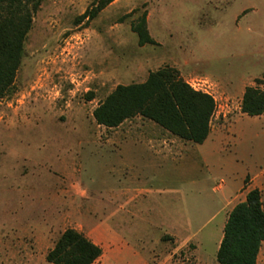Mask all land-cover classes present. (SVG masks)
I'll list each match as a JSON object with an SVG mask.
<instances>
[{
  "label": "rangeland",
  "instance_id": "rangeland-1",
  "mask_svg": "<svg viewBox=\"0 0 264 264\" xmlns=\"http://www.w3.org/2000/svg\"><path fill=\"white\" fill-rule=\"evenodd\" d=\"M93 1L41 0L0 98V264H53L68 228L103 244L96 264H198L194 240L164 235L184 223L219 264V224L264 178V118L241 110L244 86L264 89V0H114L82 19ZM143 14L153 43L133 30ZM164 66L214 99L206 145L141 115L96 122L117 85ZM122 159L147 167L113 166Z\"/></svg>",
  "mask_w": 264,
  "mask_h": 264
},
{
  "label": "trees",
  "instance_id": "trees-1",
  "mask_svg": "<svg viewBox=\"0 0 264 264\" xmlns=\"http://www.w3.org/2000/svg\"><path fill=\"white\" fill-rule=\"evenodd\" d=\"M112 1L94 0L81 18L93 19ZM40 3L41 0H0V98L11 89L26 34ZM133 30L140 44L153 43L147 32L145 14L133 25ZM214 110L215 101L210 94L194 89L177 69L164 66L150 72L143 82L117 85L94 109L93 116L99 125L111 128L141 115L181 139L201 144L210 133ZM241 110L250 116L263 114L264 89L246 86ZM263 242L262 193L252 188L229 212L216 260L219 264H256ZM102 253L98 244L68 228L47 251L45 259L53 264H93Z\"/></svg>",
  "mask_w": 264,
  "mask_h": 264
},
{
  "label": "crops",
  "instance_id": "crops-1",
  "mask_svg": "<svg viewBox=\"0 0 264 264\" xmlns=\"http://www.w3.org/2000/svg\"><path fill=\"white\" fill-rule=\"evenodd\" d=\"M251 11H253V10H251ZM249 13V12H248ZM247 14V13H246ZM245 14V15H246ZM243 19V18H242ZM241 19V20H242ZM240 22V21H239ZM238 22V23H239ZM237 23V24H238ZM236 24V25H237ZM251 39V37H247V39L246 40H244L245 42H249V39ZM264 63V62H263ZM242 80H244V78H242ZM244 88H245V86H244ZM244 88H243V90H244ZM243 90L241 91V92H243ZM241 95H242V93H241ZM261 117V118H264V113L263 114H261V115H258V117ZM122 136H123V139H129V137H127L128 136V134H122ZM118 137V135H116V134H114L113 135V138H117ZM208 139H209V135H208V137H207V139L203 142V143H201L200 144V146H204V145H206L207 144V142H208ZM134 140H136V142H131V144H130V146H143V147H145V146H147V144H145L144 142H140L137 138H135ZM121 145H123V144H118V146H121ZM144 150H145V148H144ZM155 158L153 157L152 159H150V160H148V163H150V164H156L157 162H155L156 160H154ZM136 162L134 161V160H129V159H122L120 162H118V163H116V164H113V166H117V168H119V169H121L122 168V170H130V171H132V170H134V168H136L137 170L138 169H142V170H144L146 167H147V164H142L140 167H138V166H136V164H135ZM148 166H150V165H148ZM138 167V168H137ZM252 188H258L260 191H261V193H262V190H263V192H264V178L263 179H261V181L259 182V184L258 185H251V187L249 188V189H247V192L250 190V189H252ZM229 194H227V193H224V194H222L221 195V197L223 198V206H222V210H224L225 209V207H226V203L228 202V198H229ZM245 199V198H244ZM243 199V200H244ZM242 200V201H243ZM233 208V207H232ZM231 208V209H232ZM231 209H230V211H231ZM229 211V212H230ZM229 212L228 213H226L225 214V216H224V218H223V221L219 224V226H218V235H219V240L217 241V243L216 242H214L213 241V245H214V251L212 252V253H215L216 254V252H217V249H218V246H219V243H220V240H221V238H222V235H223V228H224V225H225V222H226V219H227V216H228V214H229ZM187 224H181V225H179V226H176V225H174V226H172V228H171V230L169 231V232H166L164 235H169V236H171L172 238H174L175 239V242H179L180 244H186L187 242H189L190 240H194L195 242H196V244H197V248L195 249V255H197V259H198V264H203L202 262L206 259V258H210L211 259V264H215L214 263V260H213V257L211 256V255H208L207 253H206V251H205V249L203 248V243H202V241L200 240V239H195L193 236H191L189 233H187ZM112 236V235H111ZM90 239V238H89ZM112 239H114L113 238V236H112ZM91 240V239H90ZM94 243H96V244H98L102 249H103V244L101 243V242H96V241H94V240H92ZM106 246H107V248H111L110 250H111V252H113V253H117V251L119 252V251H121L122 249V247L120 246V244H118V243H114V241L112 242L111 241V243L110 242H108L107 244H106ZM264 247V242L262 243V246H261V248H260V250H259V253H258V256H257V263L256 264H264V258H262V260H261V262H260V255H261V251H262V248ZM123 251H125V252H128V254H129V252H131V249H130V247L128 246V244L127 245H125L124 244V249H123ZM101 260H103L102 259V256L100 257V260H97L96 261V263H100V262H102ZM147 262L148 261H144V263L143 264H147ZM95 263V264H96ZM94 264V263H93Z\"/></svg>",
  "mask_w": 264,
  "mask_h": 264
}]
</instances>
